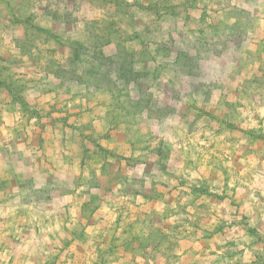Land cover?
I'll return each instance as SVG.
<instances>
[{"label": "rangeland", "instance_id": "obj_1", "mask_svg": "<svg viewBox=\"0 0 264 264\" xmlns=\"http://www.w3.org/2000/svg\"><path fill=\"white\" fill-rule=\"evenodd\" d=\"M0 264H264V0H0Z\"/></svg>", "mask_w": 264, "mask_h": 264}]
</instances>
